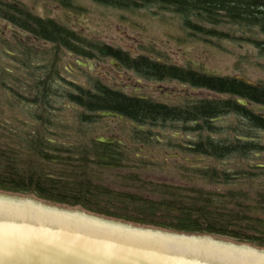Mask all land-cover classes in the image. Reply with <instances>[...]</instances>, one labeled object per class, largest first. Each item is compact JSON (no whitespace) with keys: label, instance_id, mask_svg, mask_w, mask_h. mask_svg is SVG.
Segmentation results:
<instances>
[{"label":"trees","instance_id":"trees-1","mask_svg":"<svg viewBox=\"0 0 264 264\" xmlns=\"http://www.w3.org/2000/svg\"><path fill=\"white\" fill-rule=\"evenodd\" d=\"M102 1L120 6H171L189 28L192 19L213 26L229 22L256 27L264 36V0ZM0 18L51 44L57 53L40 66L25 61L21 68H14V74L0 69L1 191L34 195L49 203L78 207L138 226L224 236L264 248V168H256L262 172L260 177L247 172L241 178H234L228 172L206 169L188 173L183 179L181 172L185 169L174 163L175 181L154 180L145 173L167 162H153L135 154L141 152L137 146H145L154 137L151 131L135 128L128 147L100 143L93 137L97 119L107 117L102 112L117 113L123 117L121 120L142 127L196 119L195 130L201 132L208 128V134L212 135H216L217 129L211 119L233 115L250 129L264 131V111L257 114L237 101L244 99L264 107V88L236 78L184 71L138 57L129 59L128 65L145 76L188 81L199 89L229 95L234 100H200L194 106L181 109V106L165 107L129 97L98 80L93 88L85 89L63 80L58 68L61 51L93 57L80 50L81 40L74 31L1 1ZM191 28L202 31L197 24ZM212 34L215 36L216 32ZM256 45L264 56V41ZM100 53L115 59L120 56L108 47L100 49ZM66 103L72 104L73 114L64 119L61 114H66L67 109L56 107ZM188 151L199 157L226 160L232 156L246 159L254 151L264 152V148L249 141L226 145L208 136ZM217 187L226 190L220 191Z\"/></svg>","mask_w":264,"mask_h":264},{"label":"rangeland","instance_id":"rangeland-1","mask_svg":"<svg viewBox=\"0 0 264 264\" xmlns=\"http://www.w3.org/2000/svg\"><path fill=\"white\" fill-rule=\"evenodd\" d=\"M0 1H7L8 5L17 7L14 0ZM19 1V4L22 3L21 5L24 6L25 10L32 11L37 16L44 17L43 19L54 17V21H57L66 29L74 31L81 40L78 44L80 50L93 55L92 60H99V66L93 73L88 67L76 65L74 60L70 59V51L60 52V59L58 60L60 76L64 80L71 81L73 84L82 86L85 89L93 88V83L97 80L113 88L115 84L132 85L138 79L135 72H130L129 76L134 79L131 83L126 78L120 79V75L116 71L110 70V67H112L110 58L100 53V49L104 50L105 47L125 51L134 58L140 55L151 56L160 59L168 66L191 69L210 76L241 79L264 88V56L256 45L264 41V36L256 27L245 28L232 23L228 24L229 22L213 26L207 23L200 24L196 19H192L191 26L193 24L200 25L201 31L192 29L191 26L190 28L184 27V22L180 16L157 7L140 5L127 7V10H115L92 0H72L69 4L70 8H67L68 10L64 7L61 10L53 0ZM17 8L21 7L18 6ZM3 25L6 32L11 30L10 24L2 19L0 20L2 30ZM212 32H216V35L214 36ZM6 36H10V34L6 33ZM2 39L6 38L3 37ZM40 42L41 49L44 48L45 53L42 54L44 57L46 56L45 59L49 60L51 59L49 58L50 55L57 54L53 51L51 44L48 43L46 47H43L45 44L43 41ZM1 55L8 64L11 63L10 54L1 53ZM79 56L83 57L82 55ZM47 59L43 61L45 64ZM8 64L9 68L10 65ZM38 65L40 66V62L36 61L35 66ZM2 68L4 66L0 59V69ZM9 69L14 70L11 67ZM165 86L175 94L167 101L171 104L175 102L178 104L179 97L176 95L184 89L186 91L190 89L189 91L195 99L199 100H234L232 96L217 94L207 89L192 91L191 88L182 87L175 81H168ZM148 96L156 100L161 97V93L150 92ZM162 100L166 101L165 99ZM251 106L244 107L261 114L262 110L251 109ZM56 108L66 109L65 105L62 106V104ZM72 110L67 109L65 110L66 114L61 115L66 119V117L73 114ZM241 121L239 117L233 115L214 119L212 126L217 129V133L215 132L216 135H212V139L226 145L233 144L235 141H249L264 148V131L250 129L247 126L248 124ZM95 124L94 138L117 136L127 142L128 146H130L135 128L151 131L154 137L149 143H145V146H137L141 149V152L135 154L137 157L149 161L167 162L163 167L145 173L147 177L154 180L175 181L174 163H179L185 169L181 172L183 179L188 176V173L191 175L196 170L206 169H218L219 172H228L234 178H241L247 172L260 177L262 172L256 168H264V152L254 151L246 159L232 156L226 160H216L211 157L205 158L191 154L188 151L190 146L192 147L194 143H199L211 135L208 134V128L200 132L195 129L190 130L192 127L188 126L186 127L188 130H186L182 129V124L172 122L154 126L149 124L142 127L111 116H107L102 120L97 119ZM176 180L179 181L177 177ZM180 183L188 185L185 181ZM197 185L208 188L203 183H197ZM209 187L212 188V186ZM217 188H220V191L226 190L223 187ZM3 192L6 191L0 190V193ZM25 197L41 200L34 195L25 194ZM96 217L105 218L98 215ZM207 236L235 240L224 236Z\"/></svg>","mask_w":264,"mask_h":264},{"label":"water","instance_id":"water-1","mask_svg":"<svg viewBox=\"0 0 264 264\" xmlns=\"http://www.w3.org/2000/svg\"><path fill=\"white\" fill-rule=\"evenodd\" d=\"M96 140L127 146L116 136ZM0 264H264V249L237 240L99 218L81 208L3 192Z\"/></svg>","mask_w":264,"mask_h":264},{"label":"flooded vegetation","instance_id":"flooded-vegetation-1","mask_svg":"<svg viewBox=\"0 0 264 264\" xmlns=\"http://www.w3.org/2000/svg\"><path fill=\"white\" fill-rule=\"evenodd\" d=\"M56 4H58L59 9H64V8H70L69 4L72 2V0H53ZM95 2H100L101 5H106L109 8H113V9H122V10H127V7H131V6H120V5H115V4H111L110 1L108 2H103L102 0H92ZM246 1V0H245ZM257 1V0H254ZM15 5H17V7H21L20 9H22L23 11L25 10L24 6H22L19 0H14ZM6 5H8L7 1L2 2ZM146 6V5H144ZM64 7V8H63ZM149 7H157L160 8L161 10L170 12V13H174L177 14L178 16H180V18L183 20L182 16L180 14H178L177 12H175V10L171 7V6H162V5H151ZM68 10V9H67ZM27 14H31L33 17L36 18H40L43 19L40 16H37L36 14H34L32 11H27ZM46 19H50L53 20L55 19L54 17H49ZM0 20H2L0 18ZM5 21V20H3ZM57 22V21H56ZM60 25V23H58ZM185 27V24H184ZM11 30L7 31L4 30V25H3V30L2 27L0 26V59L2 60L3 66L5 68V70L11 74H14L15 70H11L9 69L11 68H21V65L24 64L25 61L27 62H36L39 61L40 63L45 59V57L43 56L44 52V48L41 49L40 47V40L38 39V37H36L33 33L24 30V29H20L17 28L14 25H10ZM248 28V27H245ZM258 29V28H257ZM258 31H260L258 29ZM261 32V31H260ZM7 34H10V36H6ZM3 37H5L6 39H2ZM45 45H43V47H46V44H48L47 42H43ZM106 48V47H105ZM112 49V48H110ZM113 51L118 52V54L120 55L118 57V59L115 58H110V62H112V67H110V70L116 71L117 74L120 75V79L126 78L129 82L132 83V81L134 80L133 78H131L129 76L130 72H135V75L138 77L136 83L132 84V85H126V86H122L121 84H115L114 87H110L116 91L122 92L125 95L129 96V97H133V98H137L140 100H147V101H152L161 105H164L165 107H172L174 106H181V109L187 108V107H191L194 106L196 102H199V99H195V97L192 95V93L189 90H182L179 94H177L176 96L179 97L178 98V104L175 103H168V99L172 98L175 94L172 91H169L168 87L165 86V84L169 81V82H178V84L182 87H189L192 89V91L198 90L199 88L193 86L190 82L188 81H184V80H175V79H170V78H164L163 77H159V76H154V75H150V76H145L139 72H137L132 66L128 65V60L129 59H135L134 57H131L130 53H126L125 51H121V50H117V49H112ZM1 53L3 54H10L12 61L11 63L8 64V62L6 61V59L1 55ZM43 53V54H42ZM69 56L70 59L74 62L76 65L78 66H83L82 64H80L79 59H84V60H88V58L86 57H81L78 55L73 54L72 52H69ZM138 57H147L149 58L151 61L155 62L156 64L159 65H164L167 66L164 62L160 61V59L155 58V57H151V56H145V55H140L137 56ZM90 60V59H89ZM92 60V59H91ZM95 61L96 64L92 67L87 66L89 68L90 71H92L93 73H95V71L97 70L98 66H99V60H92ZM113 61L116 62V64H113ZM41 63V64H42ZM8 65H10V67L8 68ZM39 66V65H38ZM181 69V68H180ZM184 71H192V72H196L199 73L195 70H191V69H182ZM149 74H152L150 72H148ZM148 75V74H147ZM62 78V76H61ZM63 79V78H62ZM64 80V79H63ZM67 83L69 84H73L71 81L65 80ZM108 86V85H107ZM10 88H13L12 86H10ZM66 88L68 89V87L66 86ZM211 91V90H209ZM131 92V93H130ZM150 92H159L161 93V97H159L158 99H153L150 98L148 96V93ZM212 92V91H211ZM185 95H183V94ZM194 93V92H193ZM184 96V97H183ZM162 99H165L166 101H163ZM239 100V99H237ZM212 101V99H211ZM66 109L71 110L72 109V104H65ZM252 109L254 110H263L264 108L259 107L257 104H254V106H252ZM212 122V119L210 120ZM179 124H182V129H186L188 130L186 127L191 126L193 130L196 128V126L198 125V121L196 119L190 120L187 123L186 122H180ZM210 137L212 138V133L210 135ZM191 148V146H190Z\"/></svg>","mask_w":264,"mask_h":264}]
</instances>
